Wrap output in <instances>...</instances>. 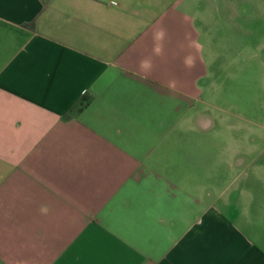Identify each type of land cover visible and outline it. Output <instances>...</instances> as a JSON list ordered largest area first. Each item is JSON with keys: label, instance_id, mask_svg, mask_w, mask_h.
<instances>
[{"label": "crops", "instance_id": "0c3cea01", "mask_svg": "<svg viewBox=\"0 0 264 264\" xmlns=\"http://www.w3.org/2000/svg\"><path fill=\"white\" fill-rule=\"evenodd\" d=\"M206 2L212 20L194 15ZM244 9L0 0V264H264V121L223 104L238 67L214 68L207 28Z\"/></svg>", "mask_w": 264, "mask_h": 264}, {"label": "rangeland", "instance_id": "374dc122", "mask_svg": "<svg viewBox=\"0 0 264 264\" xmlns=\"http://www.w3.org/2000/svg\"><path fill=\"white\" fill-rule=\"evenodd\" d=\"M244 5L245 9L242 11H229L228 18L224 15V11L221 12L224 17L223 28L215 22L207 26L211 33L213 56L223 54V57H214L211 62L215 69L217 66L228 65L234 66L235 69L238 67L237 72H233L230 68L223 69L225 73L219 97L229 113L244 115L246 119L261 117L264 121V35H260L264 33V12L260 22L254 21L252 0H244ZM194 15L198 18L214 19L213 8L208 2L202 3ZM234 28H238L237 37L236 33L231 32ZM222 29L224 31L228 29L226 35L222 36L223 39L219 35V30ZM214 72L216 74L208 77H218L216 70ZM212 97H216L215 91ZM262 157L264 158V155Z\"/></svg>", "mask_w": 264, "mask_h": 264}, {"label": "clouds", "instance_id": "9594fccd", "mask_svg": "<svg viewBox=\"0 0 264 264\" xmlns=\"http://www.w3.org/2000/svg\"><path fill=\"white\" fill-rule=\"evenodd\" d=\"M165 37V32L163 29H160L153 33V40H154V47H153V54L156 56H160L163 54V40ZM189 46L194 48L197 52L200 51V48L197 45V42L190 41ZM184 66L188 69L194 68L196 65V57L189 53L184 57L183 60ZM139 69L144 74L142 78L147 79L148 74L151 72L152 69V62L150 59H142L139 63ZM169 90H175L176 82L175 80L169 81L167 85H164ZM41 214H47L49 212V207L47 205H42L39 209Z\"/></svg>", "mask_w": 264, "mask_h": 264}, {"label": "trees", "instance_id": "16d2710c", "mask_svg": "<svg viewBox=\"0 0 264 264\" xmlns=\"http://www.w3.org/2000/svg\"><path fill=\"white\" fill-rule=\"evenodd\" d=\"M90 99L91 95L86 93V91H82L63 116L75 115L89 102Z\"/></svg>", "mask_w": 264, "mask_h": 264}]
</instances>
